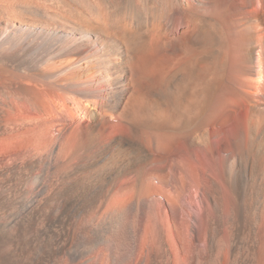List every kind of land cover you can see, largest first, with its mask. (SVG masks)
<instances>
[{"label":"bare ground","instance_id":"obj_1","mask_svg":"<svg viewBox=\"0 0 264 264\" xmlns=\"http://www.w3.org/2000/svg\"><path fill=\"white\" fill-rule=\"evenodd\" d=\"M0 264H264V0H0Z\"/></svg>","mask_w":264,"mask_h":264}]
</instances>
